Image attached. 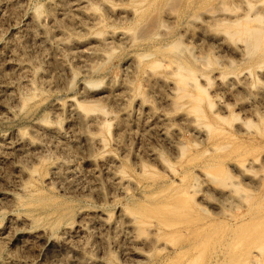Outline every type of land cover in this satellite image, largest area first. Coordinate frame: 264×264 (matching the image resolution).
<instances>
[{"label": "rangeland", "instance_id": "obj_1", "mask_svg": "<svg viewBox=\"0 0 264 264\" xmlns=\"http://www.w3.org/2000/svg\"><path fill=\"white\" fill-rule=\"evenodd\" d=\"M61 1L0 0V264H264V0Z\"/></svg>", "mask_w": 264, "mask_h": 264}, {"label": "bare ground", "instance_id": "obj_2", "mask_svg": "<svg viewBox=\"0 0 264 264\" xmlns=\"http://www.w3.org/2000/svg\"><path fill=\"white\" fill-rule=\"evenodd\" d=\"M62 1L64 3H67L66 0H62ZM62 1H61V3L63 4ZM48 13H49L48 17L51 20V22L53 23V27L56 30L53 31L49 27H45V26L43 27V25H41L42 26L41 31H42V34H43L42 35L43 39L44 40L51 39V38H54L58 34V35H60V37H62L58 41V44L60 45L61 48L69 49L72 46H74V44H78L79 41H74V42L73 41H65L64 38L66 36V33H65V31L62 28H60V25H59V22H58L60 20H58V21L56 20V17L54 16L52 10H50ZM31 21H32L33 26L36 27V28H37V26L40 27L41 22H43V21H41V17L39 15H34ZM32 28H30V32L32 30H36L35 28H33V29ZM241 32L247 35V38H248V40H249V42L251 44L252 50H256L259 47V45L261 44V42L264 41V30H262V29H249V28H246V30L242 29ZM104 40H105V38H101L97 42L102 44ZM19 68H20L21 71L24 70L23 72L25 74L27 73V72H25L27 67H19ZM175 72H176L175 74L177 76V82H175V84H174V89L179 93V95L181 97L182 96H188L190 98V100H191L193 111L195 113H197L198 115H200L199 101L201 99L206 98L207 96L204 93V90L194 81L195 78H194L193 71L189 67H177ZM188 79H193L194 82H192L191 85L197 90V92H198L197 95H192V94H190L188 92V90H187V85H188L187 80ZM78 106H80L85 111V114H83L82 116L78 115V122L84 128L88 127L87 129L85 128V130H86V131L84 130L85 132H82V133H86L84 136L87 138L88 145L90 146V144H91V147H93L92 143L93 144L94 143L103 144L104 139H103L102 136L99 135L100 134L99 132L102 131V130H109V128H110V123L107 121L106 115H101L100 116V115H98L96 113H91V112L94 111V107H95L94 105L79 104ZM92 114H95V115H92ZM123 122L121 120V123H123ZM81 126H79V127H81ZM52 129H54V128H52ZM52 133L55 134V132H52ZM34 143L35 142L33 140H31V139L27 140L26 139V145L27 146H32ZM64 149H65V147H64ZM117 178H118L117 180H119V182H120L123 177H117ZM244 219L245 218H241L240 221H242Z\"/></svg>", "mask_w": 264, "mask_h": 264}]
</instances>
